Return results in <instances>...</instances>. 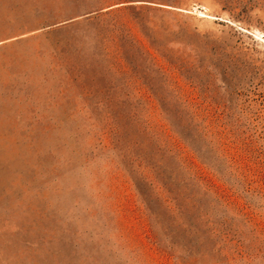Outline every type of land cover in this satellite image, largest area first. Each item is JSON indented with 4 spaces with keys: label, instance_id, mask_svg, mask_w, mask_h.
I'll list each match as a JSON object with an SVG mask.
<instances>
[{
    "label": "rangeland",
    "instance_id": "obj_1",
    "mask_svg": "<svg viewBox=\"0 0 264 264\" xmlns=\"http://www.w3.org/2000/svg\"><path fill=\"white\" fill-rule=\"evenodd\" d=\"M163 168L198 254L153 236ZM0 264H264V0H0Z\"/></svg>",
    "mask_w": 264,
    "mask_h": 264
},
{
    "label": "trees",
    "instance_id": "obj_2",
    "mask_svg": "<svg viewBox=\"0 0 264 264\" xmlns=\"http://www.w3.org/2000/svg\"><path fill=\"white\" fill-rule=\"evenodd\" d=\"M95 6H91L89 8H85L84 11H82L83 15H86L88 13L97 12V10H94ZM82 15V16H83ZM72 20L71 22L65 24L68 27H72L76 25L75 19L81 17H73V15H69ZM89 17L84 18V20H88ZM85 43L82 41L77 43L78 46H76V43H73V46H67L65 50H63L64 59L66 62V71L68 75H72L74 69L77 68V66L80 68L82 67H89V63L85 62L87 59L91 57H87L84 53V46ZM73 47V48H72ZM71 48V49H70ZM168 111H164V114L166 115ZM173 129V132L179 136L181 141L191 147V149L194 151V153L197 154L199 157L198 149H197V143L196 139L198 138L196 136L197 129L195 126L193 127L190 124H184L182 121H179L176 123V125H170ZM124 132H126V127L123 128ZM128 138H131L129 134L126 135ZM134 138V137H133ZM134 145L137 147L138 152H140V155L142 158H146L149 156V158H152V161H154V155L153 152L150 154H147V152H144L143 145L141 143H138L137 141L134 142ZM156 164V165H155ZM153 166L157 168V170L160 172L161 167L155 163ZM164 169V168H163ZM167 169H164V173H159L161 176V180L163 182V186L165 189L172 194L173 193V199L174 206L177 210L176 216H171L166 212V215L160 214L158 209L155 208V210H152L150 207V202H153V200L150 201V197L146 193H142L140 190V195L145 202L146 208L149 210V212L152 215H155V227L158 228V226L161 227L164 234L163 237L159 238L156 233H153L154 238L157 240L156 243L158 247L163 246L164 248H167L169 251L173 250L176 246H181L183 249H186L189 254H198L200 251V244L198 243V237H196L195 233L197 232L198 228L196 227L194 222H197L199 220V212L201 210L200 203L196 199L195 196L190 193L188 190V186L181 184V181L178 179V176L174 174V172L171 170L169 174H166ZM157 203V200H154ZM193 212H195L193 214ZM183 218V219H182ZM184 222H187V225ZM196 232H193L195 231ZM163 243V245H162Z\"/></svg>",
    "mask_w": 264,
    "mask_h": 264
},
{
    "label": "water",
    "instance_id": "obj_3",
    "mask_svg": "<svg viewBox=\"0 0 264 264\" xmlns=\"http://www.w3.org/2000/svg\"><path fill=\"white\" fill-rule=\"evenodd\" d=\"M86 16H89V14L88 15H85L84 17H86Z\"/></svg>",
    "mask_w": 264,
    "mask_h": 264
},
{
    "label": "bare ground",
    "instance_id": "obj_4",
    "mask_svg": "<svg viewBox=\"0 0 264 264\" xmlns=\"http://www.w3.org/2000/svg\"><path fill=\"white\" fill-rule=\"evenodd\" d=\"M204 16V15H203Z\"/></svg>",
    "mask_w": 264,
    "mask_h": 264
}]
</instances>
